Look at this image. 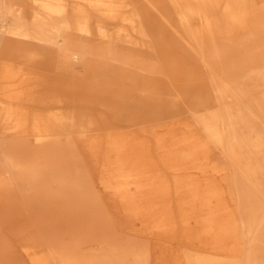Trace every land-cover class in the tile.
<instances>
[{"label":"bare ground","instance_id":"obj_1","mask_svg":"<svg viewBox=\"0 0 264 264\" xmlns=\"http://www.w3.org/2000/svg\"><path fill=\"white\" fill-rule=\"evenodd\" d=\"M242 74L249 99L251 77L264 82V0H0V208L11 206L17 190L29 204L75 205L72 220L83 209L96 215L103 196L79 143L90 139L97 148L96 135L107 128L105 150L113 159L104 165L103 190L118 193L137 219L156 220L151 233L168 232L173 219L165 176L118 127L159 122L166 111L187 107L199 137H188L182 157L164 143L160 150L176 192L189 195L185 212L203 204L208 214L204 232L214 246L192 249L188 264H264V204L257 197L264 192V155L251 152L264 150V138L247 113L264 118V91L244 113L236 91ZM216 152L227 168L243 169L233 192L237 209L244 203L247 211L227 225L212 209L221 208L224 193L183 185L187 175L206 174ZM2 214V225L21 226L15 212ZM241 230L246 251L221 250ZM90 239L103 243L98 254L79 250ZM76 240L69 246L51 240L46 250L38 237L18 245L33 264H149L147 248L117 244L101 226Z\"/></svg>","mask_w":264,"mask_h":264},{"label":"rangeland","instance_id":"obj_2","mask_svg":"<svg viewBox=\"0 0 264 264\" xmlns=\"http://www.w3.org/2000/svg\"><path fill=\"white\" fill-rule=\"evenodd\" d=\"M171 42H178L175 38H170ZM185 54L195 57L194 53L189 52L182 48ZM187 56V55H186ZM194 62L193 58L191 59ZM197 66L200 65L196 62ZM238 87L236 91L243 97V112L245 113V106L248 101L255 100L261 92L264 91V82L259 78V75L251 77V91L248 95L249 99L244 96V80L245 76L236 75ZM247 110V109H246ZM190 108L185 107L183 112L179 114L165 112V118L161 121H151L150 124H139L136 126H128L126 124L118 127V132H124L133 138L131 145L137 149L139 155H145L148 164H153L165 176V180L169 185L170 193L165 198L170 204V214L173 219L171 230L166 233L152 232L151 226L156 220L148 219L146 216L143 221L135 217L134 208L129 210L126 200L120 197L115 192H105L100 179L105 175L104 165L113 159V154L106 151V141L109 134L108 129H102L96 135L97 148H92V142H87L90 139L84 140L79 143V151L84 158L90 171L93 172V181L96 184L95 191L103 196L101 209L96 215L91 214L89 211L84 210L85 215L72 220V215L75 214L77 207L72 204L50 205L42 204H29L25 202L22 197V191L14 190L12 193L13 202L11 206H3L0 208L2 218L6 216L5 213L15 212L21 216V226L19 227H6L1 224L0 219V264H33L29 259L24 261L22 255L25 256L23 248L18 245V242L31 238H40L44 244L43 248L46 250V245L51 240H57L62 246H69L76 238L83 239L86 231L95 227L101 226L106 231L108 236L112 237L113 242L120 245H135L147 248L149 255V264H188L190 258H193L192 249L199 248V246L210 248L214 246V241L211 235L204 232L205 220L208 214L205 215L206 208L203 204L196 205V209L185 212L187 206L184 202L189 201V195L183 194L182 197L178 195L175 190L177 182H175L174 175L170 171H166L163 164L164 155H162L160 146L162 143L172 152L176 151L182 157L183 151L186 150L188 137L191 134L200 135V130L196 127L194 122L195 115ZM249 116V123L262 130L264 138V118L254 115L251 111L247 110ZM245 124V123H244ZM244 135H253L245 129L243 125ZM199 137V136H197ZM99 144V147H98ZM189 148L187 149V151ZM252 156L261 158L264 155L262 151H251ZM184 157V155H183ZM215 160L211 163V169L206 174L193 173L187 175V179L183 185H198L201 188L207 185L212 186L216 191L224 193V199L220 202L221 208L218 209L217 205H212V209L217 211V214L224 219V225L232 222L235 218H240L242 214L246 213V204L239 206L234 187L240 184L238 178L242 174L243 169H238L236 166L226 167L223 156L216 152ZM188 166H192L190 162ZM165 168V170L163 169ZM196 171V170H195ZM6 176V175H5ZM261 181V180H260ZM261 189H264V180L261 181ZM243 187L246 188L245 185ZM239 188V186L237 187ZM128 197V196H127ZM151 196H147L142 200V206L147 207ZM260 203L264 204L263 194H257ZM164 199V200H165ZM228 205V206H227ZM225 206L227 209H225ZM53 207V208H51ZM8 208V209H7ZM187 218H192L189 222ZM94 220H98L94 222ZM97 223L101 225L95 226ZM104 225V227H103ZM72 233L73 235H70ZM89 237V235H88ZM92 239L83 242L79 246V250L85 254H95L100 252L103 243L100 241H91ZM91 241V242H90ZM80 242L76 240V244ZM248 236L244 230H241V235L237 242L234 240V235H230L229 240L220 243L221 250L236 251L237 254H243L248 245ZM261 253L264 259V242L260 246ZM12 257L13 260H8Z\"/></svg>","mask_w":264,"mask_h":264}]
</instances>
